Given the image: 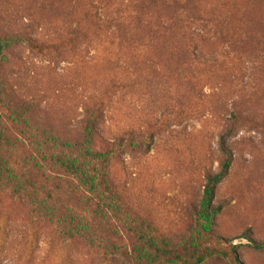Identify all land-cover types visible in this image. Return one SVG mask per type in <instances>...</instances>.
I'll return each mask as SVG.
<instances>
[{
	"label": "rangeland",
	"instance_id": "1",
	"mask_svg": "<svg viewBox=\"0 0 264 264\" xmlns=\"http://www.w3.org/2000/svg\"><path fill=\"white\" fill-rule=\"evenodd\" d=\"M0 36L21 39L0 60L12 107L71 141L99 110L98 147L123 144L110 178L125 212L101 221L70 181L35 169L0 105V155L26 188L0 187V264H136L134 223L188 246L230 129L221 213L199 251L214 253L205 264H264V0H0ZM47 209L71 212L98 245L67 241Z\"/></svg>",
	"mask_w": 264,
	"mask_h": 264
},
{
	"label": "trees",
	"instance_id": "2",
	"mask_svg": "<svg viewBox=\"0 0 264 264\" xmlns=\"http://www.w3.org/2000/svg\"><path fill=\"white\" fill-rule=\"evenodd\" d=\"M211 32L209 28H205ZM204 30V31H205ZM21 41L18 37L0 36V60L5 54ZM30 45L33 42L27 40ZM9 100L7 92L0 80V105L11 114V120L18 125L23 134L33 146L34 155L31 160L33 166L40 172L59 175L62 179L70 181L69 190L72 194L87 196L85 203L93 208V214L101 221L125 215L116 187L110 178V168L115 154L123 149V144L106 145L98 147V121L100 112L97 108L89 111L83 127V138L71 141L59 136L51 128L35 122L33 109L26 105L15 104ZM232 130H228L221 138L220 150L225 157L221 171L209 175L204 189L199 211L196 215L195 235L188 246L173 242L169 238L157 240L148 232L144 224H133L130 231L137 239L134 249L136 264H205L214 257L211 251L200 252L202 242L212 236L216 218L221 213V207H216L214 202L218 186L229 175L233 165V153L228 146ZM1 144L7 139L0 135ZM13 185L15 193L25 190L24 184L17 181L8 162L0 155V187ZM30 186H32L30 184ZM46 217L51 222H57L62 227L63 236L67 241L81 240L91 247L98 245V240L93 230L82 220H78L71 212L56 215L53 210L47 209ZM131 223L132 221L126 217ZM220 242H228L219 238ZM256 250L264 251V243H255ZM194 249L193 253L191 251ZM189 252V253H188ZM236 264H243L235 257Z\"/></svg>",
	"mask_w": 264,
	"mask_h": 264
}]
</instances>
